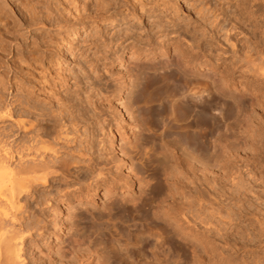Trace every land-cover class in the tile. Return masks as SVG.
I'll return each mask as SVG.
<instances>
[{
  "label": "clouds",
  "instance_id": "obj_1",
  "mask_svg": "<svg viewBox=\"0 0 264 264\" xmlns=\"http://www.w3.org/2000/svg\"><path fill=\"white\" fill-rule=\"evenodd\" d=\"M48 3L55 10L44 8L49 19L59 14L94 21L88 37L98 35L97 25L110 26L113 35L120 33L121 43L126 41L123 55L118 53L113 63L107 58L110 49L100 53L87 40L78 46L77 36L65 31L57 33L48 65L60 72L53 74L39 63L37 76L0 75V110L12 113L0 121V160L20 173L52 168L59 176L78 167L75 161L94 136L102 147L111 146L115 129L120 142H127L122 94L136 87L140 69L174 61L164 74L178 98L223 101L226 112L234 111L230 123L238 125L232 129L226 124L224 132L235 131L246 146L214 145L200 158L173 148L158 179L152 180L154 191L144 207L147 239L127 246L139 256L131 257L119 242L112 250L125 253V264H264V0H197L196 7L191 0H122L116 9L107 0H65L69 8L60 0ZM201 7L225 21L213 28L223 42L210 48L199 41L200 31L211 27L200 15ZM102 57L103 76L114 87L104 96L103 110L92 86L100 79ZM240 97L249 99L248 116ZM238 179L249 185L246 193L236 194ZM18 225V220L10 222L13 228ZM39 235L30 231L20 242L26 249L23 264H102L97 251L79 245L70 249L67 260L54 261L59 252L33 242ZM0 264L18 262L5 250Z\"/></svg>",
  "mask_w": 264,
  "mask_h": 264
},
{
  "label": "bare ground",
  "instance_id": "obj_2",
  "mask_svg": "<svg viewBox=\"0 0 264 264\" xmlns=\"http://www.w3.org/2000/svg\"><path fill=\"white\" fill-rule=\"evenodd\" d=\"M107 2L116 9L122 0ZM191 2L196 3L193 7L197 6V0ZM45 7L55 12L48 0L0 2V11L6 10L11 19L4 24L0 16V75L11 74L15 79L19 74L15 67L17 63L25 65V74L29 76H37L39 63L53 74L60 72L58 66L48 68L52 60L50 53L59 42L57 33L63 35L65 31H71L78 35L93 27L94 21L87 17L73 21L54 14L49 19ZM200 15L211 26L199 33L202 46L210 48L217 42L222 43L219 33L213 31L225 23L220 14L201 7ZM41 24L45 27L41 28ZM88 38L87 42L95 45L100 53L110 49L107 58L113 63L118 53L123 55L126 41L121 43L119 34L102 35L99 31L98 35ZM179 46L180 41H177ZM173 66L174 61L169 60L140 69L136 87L122 94L121 123L128 135L127 142H120L115 129L116 141L111 146L105 143L102 147L100 137L94 136L85 145L86 155L81 153V158L75 161L78 167L65 170L59 176L52 168H32L20 173L0 160V253L6 250L10 260L23 264L22 252L26 249L20 242L31 231L42 233L33 242L46 244L53 253L59 252V256H52L54 261L58 262L61 257L67 260L70 249L79 245L97 251L102 264H113L114 261L125 264V253L117 254L112 249L119 242L126 246L131 257L137 258V250L127 246L144 243L147 239L144 207L154 191V186L145 177L147 172H159L173 148H183L200 158L211 153L213 146L221 145L220 142L233 150L246 146L241 137L231 132L221 133L219 122L227 118L223 101L204 97L201 103H193L178 98L175 85L164 74ZM99 71L100 79L94 80L92 86L100 95L98 104L103 110L107 107L103 104L104 96L114 90L103 76V57ZM237 99L242 102L243 114L248 116L251 112L249 100L245 97ZM11 115L0 110V121ZM125 168L130 170L128 174L124 173ZM50 176L54 178L49 180ZM134 185H138L136 194L129 197L123 190L130 191ZM102 189L106 202L100 209L94 201ZM248 190L246 182L235 181L237 195ZM17 220L19 225L11 227L10 222ZM95 226H99L101 232H97Z\"/></svg>",
  "mask_w": 264,
  "mask_h": 264
},
{
  "label": "rangeland",
  "instance_id": "obj_3",
  "mask_svg": "<svg viewBox=\"0 0 264 264\" xmlns=\"http://www.w3.org/2000/svg\"><path fill=\"white\" fill-rule=\"evenodd\" d=\"M1 1H3V0H0V2ZM8 2L9 1H12V0H7ZM60 3L61 4H63V6H64V8H69V4H67V3H65V0H60ZM192 4H196V3H193L192 2ZM11 6H12V4H11ZM14 7V6H13ZM1 9V8H0ZM61 11H63V9H61ZM7 12H6V10H1L0 11V16H1V19L3 20V22H4V24L5 23H7V22H10L11 21V19H9V17H8V14H6ZM1 24V23H0ZM98 26V29H99V31H100V33L102 34V35H111L112 36V34H113V29L110 27V26H108V25H102V24H99V25H97ZM100 27V28H99ZM89 32H94V29H93V27H90V28H87L85 31H83L82 33H80V34H78V35H76L77 36V41H76V43H77V45L78 46H83L84 45V43L86 42V40H89V38H88V36H86V34L87 33H89ZM120 35V33H116L115 35ZM103 51H104V49H103ZM15 67H16V69L18 70V72H19V74H21V75H24L25 73H26V70H25V65H23V64H20V63H17V64H15ZM57 69H59V68H57ZM247 100H249L248 98H246ZM234 115V112L233 111H230V112H227V118H226V120L225 121H220L219 122V126H220V131H221V133L222 134H226L225 132H224V128H225V125L227 124L228 126H229V128H232V129H236L237 127H238V125L236 124V123H230V121H231V119H232V116ZM234 136H236V137H238V138H240V136L239 135H237V133L235 132V131H232L231 132ZM220 144L221 145H226L224 142H220ZM130 172V170L129 169H127V168H125L124 169V173L125 174H128ZM158 176H159V172L158 171H150V172H147L146 174H145V177H146V179L147 180H149L151 183H152V180L153 179H158ZM137 189H138V185H134L132 188H131V190L129 191V190H123L125 193H127L128 194V196L129 197H133L136 193V191H137ZM104 191L105 190H100L99 191V193L100 194H98L96 197H95V201H94V204L96 205V207H98V208H100V209H103V206H104V203L106 202V199L104 200V198L102 197L103 196V194H104ZM133 194V195H132ZM101 198H103V199H101ZM98 228H99V226H97ZM96 226H95V229L97 228ZM96 229V230H98L97 232H101L100 231V228L99 229ZM94 229V228H93ZM95 229H94V231H95ZM68 229L64 232L65 234H67L68 233ZM113 231H114V229H113ZM96 232V231H95Z\"/></svg>",
  "mask_w": 264,
  "mask_h": 264
}]
</instances>
